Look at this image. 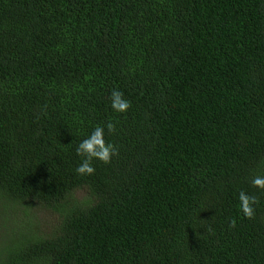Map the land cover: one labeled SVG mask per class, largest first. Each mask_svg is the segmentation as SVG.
Instances as JSON below:
<instances>
[{
	"label": "trees",
	"instance_id": "obj_1",
	"mask_svg": "<svg viewBox=\"0 0 264 264\" xmlns=\"http://www.w3.org/2000/svg\"><path fill=\"white\" fill-rule=\"evenodd\" d=\"M258 174L264 0H0V264H264Z\"/></svg>",
	"mask_w": 264,
	"mask_h": 264
},
{
	"label": "clouds",
	"instance_id": "obj_2",
	"mask_svg": "<svg viewBox=\"0 0 264 264\" xmlns=\"http://www.w3.org/2000/svg\"><path fill=\"white\" fill-rule=\"evenodd\" d=\"M111 108L117 113H125L131 106L124 94L119 90L111 92ZM107 133L115 130V125L111 122L106 125H98L83 138L76 147V154L81 158L75 171L78 175H91L95 172L94 161H100L105 164L111 162V159L117 154V148L111 142L106 140ZM252 184L257 189L264 191V174L255 175ZM239 210L246 218H253L256 211L257 199L255 196L241 190L238 195Z\"/></svg>",
	"mask_w": 264,
	"mask_h": 264
}]
</instances>
